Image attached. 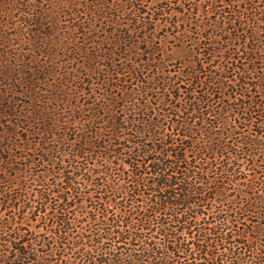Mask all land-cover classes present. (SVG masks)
Segmentation results:
<instances>
[{
	"label": "rangeland",
	"instance_id": "rangeland-1",
	"mask_svg": "<svg viewBox=\"0 0 264 264\" xmlns=\"http://www.w3.org/2000/svg\"><path fill=\"white\" fill-rule=\"evenodd\" d=\"M130 120L194 138L231 170L204 210L226 220L227 240L167 264H255L245 242L264 241V0H0V264H110L93 243L110 215L92 189L123 162L112 150L129 138L112 127Z\"/></svg>",
	"mask_w": 264,
	"mask_h": 264
},
{
	"label": "trees",
	"instance_id": "trees-1",
	"mask_svg": "<svg viewBox=\"0 0 264 264\" xmlns=\"http://www.w3.org/2000/svg\"><path fill=\"white\" fill-rule=\"evenodd\" d=\"M39 20L36 23L42 26L43 20ZM190 100L192 116L203 120L206 113L201 105L193 98ZM136 125V120H130L112 127L116 136L122 137L119 134L127 132L124 136L129 139L112 150V156L117 159L119 156L123 162H115L105 172L97 173L94 179L100 181V187L96 189L95 185L92 192L105 196L102 202L100 198L93 201L94 205L102 208L103 217H110L101 223L93 243L97 247L109 246L110 264H146L149 261L167 264L169 260L182 259L183 254L194 257L198 252L196 258L207 254L210 248L219 246L213 247L214 243L223 245L227 240L224 236L226 220L215 215L208 217L204 210L214 200L207 195L212 191L216 195L221 192L218 189L224 187L219 185L220 181L227 180L226 175L231 170L219 166L215 153H211L214 148L207 150L204 146L195 153L194 138H190L194 143L185 138L175 142L165 130L153 132L143 125V129L136 131ZM146 134H152L151 141ZM87 144L84 137L78 147V157L84 155ZM109 146L105 145V149ZM215 175L220 180L213 179ZM111 203H116L120 211H112ZM245 248L257 258L255 264H264L263 239L245 242ZM122 249L130 251L128 259L118 252ZM231 256L236 257L234 261L245 262L244 258ZM28 259L27 253H19L16 257L18 261ZM216 260L227 263L224 259ZM12 264L24 263L14 260Z\"/></svg>",
	"mask_w": 264,
	"mask_h": 264
}]
</instances>
